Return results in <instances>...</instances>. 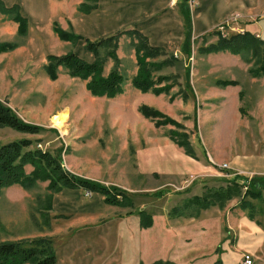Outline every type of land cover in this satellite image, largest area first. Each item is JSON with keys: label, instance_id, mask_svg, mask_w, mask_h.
I'll use <instances>...</instances> for the list:
<instances>
[{"label": "rangeland", "instance_id": "374dc122", "mask_svg": "<svg viewBox=\"0 0 264 264\" xmlns=\"http://www.w3.org/2000/svg\"><path fill=\"white\" fill-rule=\"evenodd\" d=\"M167 1L157 14L144 20L151 43L164 49L159 60L175 57L171 65L155 74L170 75L168 83L175 82L159 94L142 92L134 86L137 56L135 41L128 35L120 38L116 51L125 77L122 91L113 97L96 96L87 88L88 79L71 76L65 67H58L54 79L47 74L49 54L75 52L93 62L95 56L84 48V40H67L54 32L44 35L34 26L24 35L19 24L17 27L12 22L15 13H0V43L11 44L0 52V100L25 122L41 128L37 133H28L0 126V145L31 139L29 148L38 144L40 149L59 156L66 170L125 190L132 201L131 205L117 206L106 204L99 193L87 195L88 191L70 188L57 191L50 187V179L36 180L26 187L4 186L0 188V243L47 236L53 240L61 264H67L68 253L75 254L82 264H95L96 254L103 256L106 250L112 251L107 242L118 235V216L145 210L157 216L161 229L167 219L198 218L202 211L209 210L204 218L206 233L209 247L218 246L217 260L241 264L248 245L256 243L264 249V201L252 200L256 212L255 218L250 219L248 210L239 204L247 186L241 187L240 196L221 205L215 203L198 215L170 214L174 206L185 205L209 188H226L236 175L248 183L253 176L264 177V76L251 75L255 65L249 52H204L201 48L217 41V36L211 34L217 30L231 34L244 24L254 31L262 25L264 30V0L233 6L230 11V3L221 0L220 24L201 35L194 33L193 28L190 56L181 49L183 21L175 10L184 19L182 12L188 11L192 16L200 3L192 10ZM89 22L94 21L82 23L88 26ZM70 23L66 20L60 26L72 31ZM87 31L83 35L91 40L102 38L98 29L96 35H86ZM107 54L108 49L103 48V76L109 75L115 63ZM188 79L196 93L185 84ZM225 80L234 83H217ZM217 87L220 92L215 90ZM153 110L162 116L149 115ZM63 112L67 122L61 130L52 119ZM171 131L188 136L195 156L188 155L173 140ZM212 145L220 146V162L232 167L224 169L222 163L220 167L213 164L223 174L219 182L215 177L189 170L190 163L196 165L208 158ZM174 165L179 169L176 172ZM40 168L43 167L27 164L25 171L30 175ZM191 174L196 178L188 183ZM192 207L185 210L187 215L194 214ZM255 224L262 229L261 235L253 230ZM72 247L73 252H68ZM253 258L255 264H264V253Z\"/></svg>", "mask_w": 264, "mask_h": 264}, {"label": "trees", "instance_id": "16d2710c", "mask_svg": "<svg viewBox=\"0 0 264 264\" xmlns=\"http://www.w3.org/2000/svg\"><path fill=\"white\" fill-rule=\"evenodd\" d=\"M98 1L84 0L78 9L82 13H89L97 8ZM6 11L15 13L14 19L19 22L20 33L27 35L28 20L19 13V7L14 5L6 9ZM187 12H182L185 32L181 49L190 56L192 53L193 22L192 16ZM53 29L55 34L60 38L72 41L84 40V48L94 54L95 60L89 62L75 52L64 55L49 54L47 56V74L52 79L57 77L58 67L62 66L68 70L71 76L88 79L87 88L91 94L96 96L106 95L108 97L116 96L122 91L125 81V77L119 68L120 59L116 51L120 38L123 35H128L135 41L133 44L137 56L138 71L132 80L134 86L142 92H153L156 94L168 91L171 86H174L175 82L168 83L170 75H155L173 63L175 60L174 55H171L170 58L159 60V57L164 54V49L152 45L148 37L138 29L120 30L98 40H91L77 34L73 31L72 27H70L72 31H66L60 26L58 21L54 22ZM213 34L217 36V41L210 43L208 46L201 47L204 52L228 51L232 54L242 55L249 52L255 65L250 70L251 75L264 76V39L259 38L250 31L226 34L217 30ZM9 46H11L10 43H0V52L8 49ZM12 47L15 46L12 45ZM103 48L108 49L107 55L115 61L112 71L107 76H103L102 74L103 62L100 55ZM217 83L220 85L233 84L234 81L225 80L218 81ZM161 84L164 85L160 87ZM185 84L189 86V90H193L189 79ZM183 97L187 99L185 94ZM146 109L149 108L146 107ZM149 115L159 118L162 116V113L153 110ZM0 126H8L28 133H37L41 129L38 125L25 122L11 107L1 100ZM170 136L179 146L185 149L188 155L195 156L196 153L187 135L171 131ZM32 144L33 140L24 138L0 145V188L13 184H21L26 187L31 186L36 180L50 179V187L57 191L64 188L83 189L91 193L101 194L104 196L106 204L117 206L131 205L132 201L125 190H121L115 186H107L98 181L71 173L62 167L59 156H54L49 151L40 149L38 144L33 149L29 148ZM27 164L34 166L41 165L44 170L40 168L28 175L25 171ZM44 173H46V177H43ZM251 180L248 183L241 175H236L231 181V185L226 188H209L202 196H194L185 205L181 207L174 206L170 214L172 216L198 215L202 209H207L215 205V203H220L221 205L234 196H240L242 192L241 187L247 186L246 191L241 195L239 204L241 208L248 210L250 219H254L256 207L252 200L258 199L264 201V177L253 176ZM192 206H194V214L187 215L185 210L193 209ZM139 215L141 217L140 225L143 228H149L154 224V217L151 213L140 210ZM0 264H58V257L53 240L50 237L44 236L0 243ZM141 264L146 263L142 262ZM151 264L173 263L168 260H157ZM214 264H223V262L221 259H218Z\"/></svg>", "mask_w": 264, "mask_h": 264}, {"label": "crops", "instance_id": "0c3cea01", "mask_svg": "<svg viewBox=\"0 0 264 264\" xmlns=\"http://www.w3.org/2000/svg\"><path fill=\"white\" fill-rule=\"evenodd\" d=\"M83 1L0 0V13H5L6 9L17 5L19 13L28 20V33L33 26L34 29L36 28V30L44 35L48 34V32L53 33L55 21L63 25L64 21L68 20V22H71L70 27L74 29V32L82 36H84L83 31H87L88 29L89 31H87L86 35H96V30L98 29V35L104 37L125 28L138 29L149 37V33L145 32L144 20L152 18L159 12L162 6L165 7L168 3L167 0H99L96 9L89 13H82L78 7ZM220 2L221 0H199L200 5L196 9V13H192L194 33L197 35L204 34L220 24ZM224 2L230 3L228 7V11H230L233 6L241 7L243 3L251 4L254 0H225ZM183 3L184 6L189 8L187 0H179L177 2V4L181 5ZM75 11L80 14H73ZM175 14L183 21L184 39V19L178 15V11L176 10ZM85 20L94 22H89L88 26H84L82 22ZM12 22L18 27L19 23L15 21L14 16L12 17ZM260 26V28L257 26L260 33L258 30L254 31L251 29L248 24H244L239 29L237 28L238 31L236 32L250 31L259 38L264 39V30L262 29V25ZM148 39L150 41V38ZM151 44L158 46L153 43ZM215 90L220 92V87H217ZM207 155L208 158L206 157L207 159L199 162V164L190 163L189 170L215 177L219 182L220 175L223 174L213 164L220 167L222 163L220 162L223 159L220 156V146L216 145L215 148L213 145L212 147L209 146ZM245 164L247 163L245 162ZM175 167L176 165H174V172L179 170L175 169ZM98 195L102 196L101 194ZM208 211H202L198 218L177 217L171 220L167 219L164 221L161 229L157 226L161 222L159 219L157 221V216H153L154 224L149 228H143L140 225L141 217L139 211L137 213L133 212L130 215L126 213V215L118 216L115 218L116 224L121 225L118 235L111 237L107 242L108 245L112 246V251L108 252L106 250L103 256L96 254L95 264H141L142 262L151 264L157 260H168L173 264H214L219 257L218 250H216L218 246L209 247L206 233L208 225L207 220H204L209 215ZM219 214L218 212L216 217H219ZM252 228L256 231V235H261L260 230L262 229L258 225L255 224ZM70 241L73 242V240ZM73 247L69 248L68 252H73ZM143 247L146 250H143ZM245 249L244 253H250L257 258L264 253V249H259L256 243L248 245ZM57 257L58 263L61 264L58 251ZM75 257V254L68 253L66 257L67 264H82Z\"/></svg>", "mask_w": 264, "mask_h": 264}, {"label": "built area", "instance_id": "2783aa9c", "mask_svg": "<svg viewBox=\"0 0 264 264\" xmlns=\"http://www.w3.org/2000/svg\"><path fill=\"white\" fill-rule=\"evenodd\" d=\"M179 0H171V2L175 5ZM187 3L189 5L190 9H194L195 7H197L199 5V0H187ZM221 167H223L224 169H230L232 168L231 166H229L228 163H222ZM195 175H190L187 179L188 183H191L192 181L195 180ZM91 192H88L87 195H91ZM241 264H255V260L253 258V256L250 253H244L243 257L241 259Z\"/></svg>", "mask_w": 264, "mask_h": 264}, {"label": "bare ground", "instance_id": "6f19581e", "mask_svg": "<svg viewBox=\"0 0 264 264\" xmlns=\"http://www.w3.org/2000/svg\"><path fill=\"white\" fill-rule=\"evenodd\" d=\"M52 122L55 127L63 130L65 124L67 122V114L66 112L60 113L59 115H55L52 119Z\"/></svg>", "mask_w": 264, "mask_h": 264}]
</instances>
